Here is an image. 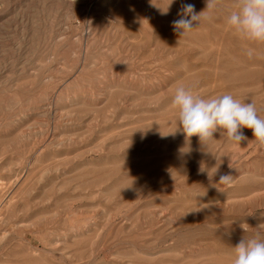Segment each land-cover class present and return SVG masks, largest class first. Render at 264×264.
Segmentation results:
<instances>
[{"label":"rangeland","instance_id":"obj_1","mask_svg":"<svg viewBox=\"0 0 264 264\" xmlns=\"http://www.w3.org/2000/svg\"><path fill=\"white\" fill-rule=\"evenodd\" d=\"M170 2L0 0V264H233L264 238L252 131L201 144L172 104L184 86L264 118V44L228 25L238 0L182 37L206 0Z\"/></svg>","mask_w":264,"mask_h":264},{"label":"clouds","instance_id":"obj_2","mask_svg":"<svg viewBox=\"0 0 264 264\" xmlns=\"http://www.w3.org/2000/svg\"><path fill=\"white\" fill-rule=\"evenodd\" d=\"M173 2L171 0L168 7ZM221 4L222 0H206V8L197 13L194 4L183 3L178 12L179 19L172 22L174 31L180 37L187 36L202 20L211 19L209 14ZM238 9L228 16V25L239 38L254 44H264V0H238ZM246 54L252 58L253 49L249 48ZM172 104L178 109V122L187 138L197 136L204 144L219 131L229 141L240 144L247 140L242 131L247 128L252 131L259 150L264 154V118H260L254 103L240 102L230 94L204 99L194 96L190 89L179 86ZM205 171L200 168L201 173ZM207 173L209 180H212L217 170L211 175ZM232 179L231 175H220L219 183L229 185ZM233 248V264H264V238L259 233L251 238L244 236Z\"/></svg>","mask_w":264,"mask_h":264}]
</instances>
